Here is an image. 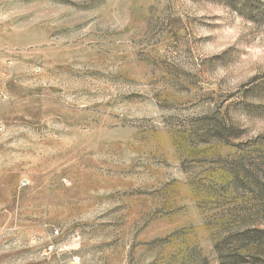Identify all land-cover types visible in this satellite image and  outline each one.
<instances>
[{"label": "rangeland", "instance_id": "374dc122", "mask_svg": "<svg viewBox=\"0 0 264 264\" xmlns=\"http://www.w3.org/2000/svg\"><path fill=\"white\" fill-rule=\"evenodd\" d=\"M0 91V264H264V22L0 0Z\"/></svg>", "mask_w": 264, "mask_h": 264}, {"label": "trees", "instance_id": "16d2710c", "mask_svg": "<svg viewBox=\"0 0 264 264\" xmlns=\"http://www.w3.org/2000/svg\"><path fill=\"white\" fill-rule=\"evenodd\" d=\"M232 7L239 14L254 23L264 22V0H220ZM263 83L255 78L251 81L247 91H254L260 88ZM257 92V91H256Z\"/></svg>", "mask_w": 264, "mask_h": 264}, {"label": "built area", "instance_id": "2783aa9c", "mask_svg": "<svg viewBox=\"0 0 264 264\" xmlns=\"http://www.w3.org/2000/svg\"><path fill=\"white\" fill-rule=\"evenodd\" d=\"M6 93L3 91H0V99H6Z\"/></svg>", "mask_w": 264, "mask_h": 264}]
</instances>
